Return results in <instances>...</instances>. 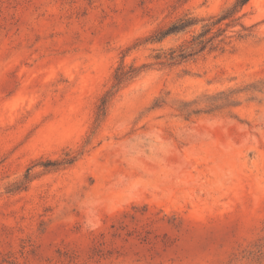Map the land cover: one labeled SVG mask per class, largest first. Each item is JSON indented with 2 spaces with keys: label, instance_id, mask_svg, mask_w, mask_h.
<instances>
[{
  "label": "rangeland",
  "instance_id": "obj_1",
  "mask_svg": "<svg viewBox=\"0 0 264 264\" xmlns=\"http://www.w3.org/2000/svg\"><path fill=\"white\" fill-rule=\"evenodd\" d=\"M235 2L0 0V264H264V0Z\"/></svg>",
  "mask_w": 264,
  "mask_h": 264
},
{
  "label": "trees",
  "instance_id": "obj_2",
  "mask_svg": "<svg viewBox=\"0 0 264 264\" xmlns=\"http://www.w3.org/2000/svg\"><path fill=\"white\" fill-rule=\"evenodd\" d=\"M249 0H236L234 7L223 17L219 19V21L232 16L234 13L239 11ZM196 23L195 19L192 18H182L178 22L173 23L167 29L159 31V33L154 37V41H162L167 36L185 31L188 27L194 25ZM194 38L187 43H183L179 45L177 48H171L169 51H164L156 55L157 59L163 61H171V62H180L189 59L190 57L198 54L199 52L205 50L207 45L212 40H196ZM135 71L134 67L126 68L125 65H120L116 71L115 79L117 83H121L125 79H127L130 75H133Z\"/></svg>",
  "mask_w": 264,
  "mask_h": 264
}]
</instances>
